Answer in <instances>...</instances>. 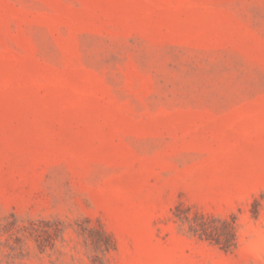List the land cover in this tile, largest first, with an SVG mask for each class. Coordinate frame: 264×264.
I'll return each mask as SVG.
<instances>
[{
    "label": "rangeland",
    "instance_id": "rangeland-1",
    "mask_svg": "<svg viewBox=\"0 0 264 264\" xmlns=\"http://www.w3.org/2000/svg\"><path fill=\"white\" fill-rule=\"evenodd\" d=\"M238 197L264 216V0H0V264H248Z\"/></svg>",
    "mask_w": 264,
    "mask_h": 264
},
{
    "label": "clouds",
    "instance_id": "clouds-1",
    "mask_svg": "<svg viewBox=\"0 0 264 264\" xmlns=\"http://www.w3.org/2000/svg\"><path fill=\"white\" fill-rule=\"evenodd\" d=\"M244 200L238 197L236 206L229 207L227 218L230 214L237 216L233 225L235 235V249L233 252L237 257L247 258L248 264H264V216L259 214L253 219L249 211L247 213H237L239 204ZM224 220V217H219ZM214 264H225L224 261H215Z\"/></svg>",
    "mask_w": 264,
    "mask_h": 264
},
{
    "label": "trees",
    "instance_id": "trees-1",
    "mask_svg": "<svg viewBox=\"0 0 264 264\" xmlns=\"http://www.w3.org/2000/svg\"><path fill=\"white\" fill-rule=\"evenodd\" d=\"M217 242V241H216Z\"/></svg>",
    "mask_w": 264,
    "mask_h": 264
}]
</instances>
